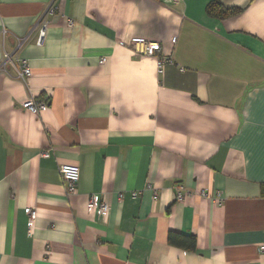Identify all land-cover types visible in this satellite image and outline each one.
<instances>
[{"label":"crops","instance_id":"1","mask_svg":"<svg viewBox=\"0 0 264 264\" xmlns=\"http://www.w3.org/2000/svg\"><path fill=\"white\" fill-rule=\"evenodd\" d=\"M213 1L0 0V264H264V0Z\"/></svg>","mask_w":264,"mask_h":264},{"label":"built area","instance_id":"2","mask_svg":"<svg viewBox=\"0 0 264 264\" xmlns=\"http://www.w3.org/2000/svg\"><path fill=\"white\" fill-rule=\"evenodd\" d=\"M53 10V7H51ZM48 23L44 22L38 32L37 44L42 45L46 36ZM122 45L129 47L133 52L143 53L147 56L156 59L158 72L163 74L167 63L172 59L162 53V45L159 41L148 40L145 38H135L131 42H121ZM162 54L159 55L158 53ZM101 63L106 62V58L103 57ZM14 66L16 75L19 79L26 83L27 79L33 75V70L28 59L23 57L13 58L8 52H5L1 61L0 70L8 71V66ZM23 107L35 114H40L48 110L49 105L45 99L37 100L34 95H31L26 102L23 103ZM49 155L48 152H45ZM59 171L67 186V193L72 194L76 191L77 185L81 178V168L78 164L63 163L59 166ZM181 198V196H179ZM217 199L222 201L221 195H217ZM91 207L95 213L101 217H106L109 214V205L103 200L99 194H92L90 200ZM25 213L28 215V235L33 236L35 233L36 220L38 217V210L36 207L27 206ZM261 253L264 255V244L260 247Z\"/></svg>","mask_w":264,"mask_h":264},{"label":"trees","instance_id":"3","mask_svg":"<svg viewBox=\"0 0 264 264\" xmlns=\"http://www.w3.org/2000/svg\"><path fill=\"white\" fill-rule=\"evenodd\" d=\"M207 11L209 14L216 15L220 18H226L229 15L238 14L241 12L240 9H225L223 5L219 2V0H215L208 4ZM264 193V184L262 187ZM170 239L173 240V236H170ZM182 244L190 250H194L196 248V238L194 236L183 235L182 236Z\"/></svg>","mask_w":264,"mask_h":264}]
</instances>
